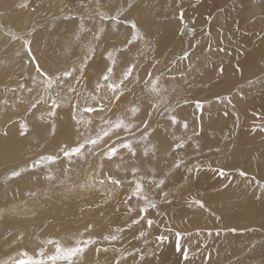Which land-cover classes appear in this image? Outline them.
I'll return each instance as SVG.
<instances>
[{"label": "bare ground", "instance_id": "obj_1", "mask_svg": "<svg viewBox=\"0 0 264 264\" xmlns=\"http://www.w3.org/2000/svg\"><path fill=\"white\" fill-rule=\"evenodd\" d=\"M26 5L27 0H0V26L20 29L23 25L43 24L54 15H59V19L96 12V27H90L92 37H86L76 28L79 25L76 20L55 19L39 28L28 38L31 49L39 56L36 62L21 53H12L21 47L24 39V36L19 39L13 29L8 33L14 41L8 46L0 42V88L5 87L0 89V180H3L0 181V264L5 261L10 264L12 259L18 260V264L19 261L114 264L116 260L120 264H186L182 252L176 250L180 248L178 243L184 249L190 248V251L186 249L187 264H264V191L254 195L261 193L263 198L257 196L259 199L252 202L250 209L240 211L243 203L238 207V214L223 216V226L221 220L206 221L213 217L206 212V207L213 210L217 207L211 206L213 203L224 202L232 179L240 188L234 196L246 197L245 184L234 178V172L229 169L240 165L248 172L256 171L264 181V168L259 170L257 165V162L264 163V137L261 138L264 93L243 96V92L252 88L264 87V78L254 87L245 85L232 99L227 97L236 84L264 72V12L252 17L255 22L250 25L249 37L246 36L249 28L245 25L250 19L245 7L254 12L264 8V3L256 0H30L28 11L23 12ZM197 13L199 27L193 35V22L190 23L196 20ZM130 15L134 23L138 21L139 29L129 21L136 29L135 35L129 29L125 32L126 28L119 22ZM224 22L238 24L239 49L224 48L228 40L223 31ZM153 26L157 32L152 31V37L143 38L141 28L147 33L146 29ZM184 28L195 37H186ZM130 35L137 40L122 47L129 42ZM208 36L219 45L208 47ZM255 36L261 45L253 43ZM109 44L113 45L109 47ZM132 45L137 48L131 49ZM255 50L260 57L258 65L252 61ZM184 51H191L187 59L182 58ZM109 52L113 63L103 57V53L107 56ZM225 54L232 57L227 60ZM129 65L135 67L121 84ZM109 66L112 71L109 81H103L100 75ZM58 71L62 76L55 81L56 77L51 76ZM157 73L162 75L158 81V76H152ZM47 81L55 82L46 88ZM98 83L105 84L99 93L96 92ZM108 83L123 85L119 100L114 98L119 92L112 93ZM162 84L170 88L167 97H162ZM182 89L188 92L182 95ZM92 95L100 96L101 100H92ZM225 97L228 98L226 107L221 101ZM243 99L246 100L243 102ZM238 100L242 101L239 105L235 104ZM53 101L60 107L50 117ZM198 101L203 102L200 117ZM100 104L104 105L102 112L83 111L88 106L99 109ZM132 106L140 108L134 116L130 112ZM74 110L75 120L72 119ZM235 112L242 119L235 121ZM169 116L181 123L173 125ZM117 119H124L134 127L113 132L95 148L86 146L84 155L74 156L71 163L64 158L61 147H75L85 137L95 138L102 127H108L105 121ZM183 121H187L186 127L182 126ZM240 121L247 128L238 132ZM145 124L149 128L146 133ZM21 125H27V130L22 132ZM148 133L146 141L140 139ZM127 140L133 143L134 156L121 149L112 163L103 157L108 145H120ZM238 140L240 144L235 143ZM181 141L186 143L173 151V145ZM247 146L245 153L251 151L255 159L244 162L241 152ZM237 155L240 161L233 160ZM45 156L58 159L54 164L41 160L44 166L32 167ZM180 160L183 163L174 167ZM132 168L138 169L135 175ZM217 168L230 173L220 176ZM24 169L19 176L11 177L13 171ZM49 175L53 179H47ZM109 177L120 180L121 184L110 183ZM139 177H143L140 181L143 190L133 196L132 190L138 188L133 181ZM160 179L165 180L161 187L156 183ZM164 192L168 195L163 196ZM145 198L156 205L149 204L146 214L140 211L145 206ZM136 219L140 222L132 223ZM149 220L153 221L151 226ZM194 222L196 227L221 231L213 237L207 230L199 233L204 236L199 240L208 244L206 247L203 243V250L198 249L202 244L195 239L198 233L186 235ZM238 227L246 231L230 232L231 228ZM252 228L254 232L249 233L247 230ZM141 232L145 235L140 236ZM177 232L182 234L181 238ZM112 235L118 238L104 239ZM89 238L96 243L88 245L82 256L67 250L77 246V240ZM170 241L178 246H174L175 251L168 244ZM57 244L65 250L61 251ZM210 250L213 252L208 254Z\"/></svg>", "mask_w": 264, "mask_h": 264}, {"label": "rangeland", "instance_id": "obj_2", "mask_svg": "<svg viewBox=\"0 0 264 264\" xmlns=\"http://www.w3.org/2000/svg\"><path fill=\"white\" fill-rule=\"evenodd\" d=\"M257 2H261V3H264V0H256ZM29 3H30V0H27V5L26 6H24L23 8H22V10H23V12H26V11H28V5H29ZM245 9L247 10V15H249L250 16V19L246 22V28H249V30L246 32V36L247 37H249V35H248V33H249V31H250V25L253 23V21H254V19L255 18H252L253 16H256V15H258V14H260V13H263L264 12V8L262 7L261 9H258V10H255L254 12H251L250 11V7H245ZM59 15H54V16H52L50 19H48V18H46L45 19V21L46 22H44L43 24H36V25H34V26H31V27H29L28 25H23L20 29H14V28H12V27H7L6 25H1L0 26V42H5L6 43V46H8L9 45V43H12L14 40L12 39V37L10 36V34L8 33V31H9V29H13L12 30V32H14V33H16V34H19V37L21 36L22 38H23V36H24V39H23V41L21 42V47L20 48H17V49H15L12 53H14V54H18V53H21L23 56H25L28 60H31V61H34V62H36V60H37V58H39V56L37 55V52L36 53H34L33 52V50L31 49V51H29L28 50V48H29V43H30V40L28 39L29 37H30V34L31 35H34V34H36L37 33V30H39V28L40 29H43L44 27L43 26H45V25H47L48 23H50V22H52V21H54L55 19H58L57 17H58ZM97 16V14H96V12H94V13H88V12H86V13H79V14H75V15H70V16H68V17H71L70 19H64V17L65 16H63V17H60L58 20L59 21H64V22H66V21H70V20H72V21H77L78 23H79V25L77 24L76 25V28H78V29H80L82 32L81 33H84L83 35H86V37L88 36V37H92V32H91V29H92V27H91V25H93V27H96V22H94L95 20H94V18ZM199 17H200V14L199 13H197V15H196V20H191V23L190 24H192V22H193V24H192V33L191 34H193V35H196L195 34V31H196V29L199 27L198 25H199ZM61 19V20H60ZM132 19V15H130V17H127V18H121L120 20H119V22L122 24V25H124L123 27H125L126 28V30H125V32L127 31H129L130 30V34H134L135 35V30L138 28L139 29V27H138V25H137V23L136 22H138V21H136L135 23H134V21L133 20H131ZM111 20V19H110ZM109 20V21H110ZM124 20V21H123ZM126 20H128V22H126ZM107 21V20H106ZM129 21H131L132 22V24H133V26L134 25H136V29L134 30V28H132V25L129 23ZM84 24H83V23ZM255 22V21H254ZM81 24H83V26L81 25ZM75 25V24H74ZM27 26V27H26ZM78 26V27H77ZM86 26V27H85ZM131 26V27H130ZM157 26V28L159 29V26L158 25H156ZM156 26H153L152 28H150V29H146L147 30V33L145 32V30L143 29V28H141V32H142V34H143V38L144 37H152V34H151V32L152 31H154V32H157L156 30H158L157 28H155ZM193 26H195V27H193ZM197 26V27H196ZM6 27H7V29H6ZM24 27V28H23ZM43 27V28H42ZM50 27V26H49ZM90 27H91V29H90ZM82 28V29H81ZM87 28V29H86ZM4 31H3V30ZM53 29V28H52ZM52 29H51V31H52ZM95 29V28H94ZM129 29V30H128ZM186 28H184V30H185ZM189 29H190V27H189ZM189 29H187V30H189ZM195 29V30H194ZM237 29H238V24L235 22V23H228V22H224V24H223V31H224V34L227 36V42L225 43V45H224V48H227L228 46H232L231 48H237V49H239V46H238V44H240V42H239V39L237 38V36H236V33H237ZM15 30V31H14ZM90 30V31H89ZM144 30V31H143ZM7 31V32H6ZM86 31V32H85ZM88 31V32H87ZM138 31V30H137ZM186 31V30H185ZM190 31V30H189ZM50 31H48V33H49ZM186 34H185V36L186 37H188L189 35H191V34H188L187 33V31L185 32ZM129 36V42L127 41L125 44H123V46L122 47H124V46H126V45H128V43L129 44H131V43H133V42H131V41H135V40H137V39H135V38H131V37H136V36ZM93 36H94V31H93ZM192 36V35H191ZM18 37V38H19ZM21 37L19 38V39H21ZM193 37H195V36H192V38ZM17 38V39H18ZM27 40H29V41H27ZM207 40H208V42H207V46L208 47H211V46H216V45H219V43H216L215 41H213V39H212V37L211 36H208V38H207ZM27 41V42H26ZM252 41H253V43H255L256 44V46H259V45H261V43H260V41L258 40V37L257 36H255V38H253L252 39ZM111 45H113V44H109L108 46L109 47H111ZM244 45H245V47H246V50H249L250 49V46H248L247 44H246V42L244 41ZM108 46H105V49L108 47ZM130 46V45H129ZM133 47H131V49H133L134 47L135 48H137L136 46H134V45H132ZM108 49V48H107ZM107 51V50H106ZM190 52V53H189ZM104 53H105V50H104ZM104 53H103V57H105L106 58V56L104 55ZM107 53V52H106ZM185 54H191V51H184L183 53H182V57L185 55ZM20 55V54H19ZM18 55V56H19ZM188 55V56H189ZM18 56H15V57H18ZM232 56L231 55H227V54H225V58L228 60V59H230ZM259 55L257 54V52H256V50H255V53L252 55V61H253V63H254V65H258V63H259ZM156 60V61H155ZM158 61V59H154V63L156 64V62ZM191 65V64H190ZM71 72H72V70H70ZM104 72L106 71L105 69L103 70ZM149 71H151V70H149ZM100 72V71H99ZM152 72L153 73H155L156 72V70H152ZM61 72L60 71H58V72H56L55 74H53V73H51V74H53V76H51V77H56V79H55V81L56 80H58L59 78H61V76H62V74H60ZM100 73H102L103 74V72H100ZM110 73H112V71L110 72ZM51 74H49V76L51 75ZM58 74V75H57ZM105 74V73H104ZM103 74V75H104ZM160 73H157V74H153L152 76H158L157 77V80L156 81H158V79L160 78V76H162L161 74L159 75ZM61 75V76H60ZM65 75V74H64ZM100 75V74H99ZM103 75H100V77H103ZM111 75V74H110ZM50 77V78H51ZM150 78H151V76H150ZM150 78H147L148 79V81L150 80ZM264 78V72H262V73H260V74H258V75H256V76H254V77H251V78H247V79H245L243 82H240V83H238V84H236L235 85V87L232 89L233 90V92L232 93H230L227 97L229 98V99H232L233 98V94H237V93H239L240 91H242L243 89H244V86L245 85H247V84H253V86L252 87H254V85H255V83H257L258 81H260L261 79H263ZM47 80V79H46ZM55 81H53L52 83H49V81H47V83H46V88H50V86H52V84H54V82ZM148 81L146 80V85H147V90H149V88H148ZM123 86V85H122ZM122 86H121V88H122ZM162 86H163V94H162V97H167V96H169V93H170V88H167V85H163L162 84ZM5 87H1L0 89H4ZM9 89H13V87H9ZM165 89V90H164ZM167 89V90H166ZM241 89V90H240ZM22 90H24V89H22ZM1 91V90H0ZM5 91V90H4ZM151 91H154V90H151ZM166 91V92H165ZM186 92H188L187 90H185V89H182V95H184ZM258 93H264V87H262V86H260L259 88H258V86L257 87H255V88H252V89H250V90H248L247 92H243V96H246V95H255V94H258ZM232 94V95H231ZM157 96H158V94H155V98H157ZM221 97H223V96H221ZM227 97H225V99L224 100H221L222 101V104H223V106H228V99H227ZM244 98H247V97H244ZM246 99H243V102L245 101ZM239 101L240 100H238V101H235V104H237V105H239ZM242 101H240V103H241ZM232 105H233V109H234V111H235V108H234V104L232 103ZM222 106V107H223ZM165 109H167V107H165ZM164 109V113L166 112V110ZM200 115H201V112H199L198 113V117H200ZM235 115H236V119L237 120H235V121H239L240 120V118L242 119V117L240 116V114L238 113V112H235ZM238 117V118H237ZM240 117V118H239ZM239 119V120H238ZM241 125V126H240ZM239 126V128L238 129H240V130H238V132H241V131H243L245 128H247L245 125H244V122L243 121H240V124L238 125ZM243 127H245V128H243ZM241 128H242V130H241ZM146 129H148L149 130V128H145L143 131H144V133H146L145 132V130ZM148 132V131H147ZM264 137V135H262V137L261 138H263ZM236 144H240V140H238L237 142H235ZM261 145H263V144H261ZM249 147L247 146V148L243 151V152H241V160L242 161H244V162H248V160L249 159H255V156L252 154V152L250 151L249 152V150H248V152L250 153V154H247V153H245V151L248 149ZM176 150H177V148H176ZM106 160L108 161V162H110V163H112V162H114V161H116L115 159H114V157L112 158V160H108L107 158H106ZM234 161H240L239 159H238V155L233 159ZM257 165L259 166V170L260 169H262V168H264V163H260V162H257ZM222 168V167H221ZM217 169H219V168H217ZM216 169V170H217ZM215 170V169H214ZM224 170V169H223ZM229 171H233L234 172V175L236 176H234V178H237V179H241L242 181H243V183L245 184V186H246V190H245V195H246V197H244V196H238V197H235L234 196V193L235 192H237V190L238 189H240L239 188V186H238V183L236 182V180H231V181H233V182H231L230 181V183H231V185L229 184L228 185V187H229V189H228V193H229V195L228 196H226L225 197V200H224V202L221 204V205H219L218 204V202L215 204V203H213V205H211V206H216L217 205V207L215 208V209H213V210H209L208 209V207H206L207 208V210L208 211H206L208 214H210L211 216H213L212 218H208L206 221H209L210 219H215V220H218V221H220V223H221V225L223 226V219H222V217L224 216V217H229V215H236V214H238V207L239 206H241L243 203V206L241 207V209H240V211H244V210H247V209H250L251 208V204H252V202L254 201V200H257V199H259V197H261L262 195H257V196H259V197H257V196H255L254 197V195L257 193V192H261L260 190H261V188H260V185H262V184H264V181H263V179H262V177L256 172V171H254V172H248V171H246L242 166H240V165H236V166H234L232 169H229ZM225 172L227 173L226 175H229V173L230 172H227V170H225ZM241 173H245L246 175H242ZM221 176V175H220ZM225 175H223V177H224ZM233 177V176H232ZM214 181H216L215 179H213ZM0 181H3V180H0ZM227 182V181H226ZM235 185V186H234ZM239 197H243V199L242 198H239ZM254 197V198H253ZM261 198H263V197H261ZM260 198V199H261ZM219 205V206H218ZM208 206V205H207ZM217 217H219V219H217ZM189 228V227H188ZM222 228H224V229H226L225 227H222ZM229 229V228H228ZM232 229V228H231ZM235 229H239L238 231H235L234 232V234L236 233V234H240V233H244L245 231L241 228V227H238V228H235ZM172 230H174V229H171V231ZM202 230V231H201ZM203 230H207V231H210V232H208V233H211L209 236L210 237H213V236H215L216 234H218V232H221V231H219L218 230V228H209V227H201V226H199V227H196V225H195V222L194 223H192L191 224V227H190V230H189V232H186V235H190V234H192V235H197V233H198V235L196 236L197 238H195L196 240H199L202 236L201 235H199V233L201 232H204ZM213 230H216V233L214 234L213 233ZM255 230V229H254ZM254 230H253V228H252V230L250 229V230H247L249 233H251V232H254ZM224 231V233H226L225 232V230H222V232ZM242 231V232H241ZM244 231V232H243ZM194 232V233H193ZM196 232V233H195ZM231 232V231H230ZM233 232V231H232ZM262 232L264 233V229L262 230ZM172 235V234H171ZM168 236H170V234H168ZM259 237H260V235H259ZM204 238V236L202 237V239ZM258 238V237H257ZM55 241V240H54ZM179 241V240H178ZM199 241H200V243H199ZM199 241H197V243H199V244H202V245H198V249H201V250H203L202 248H204V246L206 245V247H207V243L205 242V241H202V240H199ZM202 241V242H201ZM260 240H258V242H259ZM261 241H262V239H261ZM176 241H174V243H175ZM180 242H181V240H180ZM176 243H178V242H176ZM197 243H196V245H197ZM205 245H204V244ZM168 244H170V246H171V244H172V241H170V242H168ZM173 245V244H172ZM176 244H174L173 246H171V248L173 249V247L175 246ZM177 245H179V247H181L182 245H180L179 243L177 244ZM204 245V246H203ZM201 248H200V247ZM176 247V246H175ZM174 247V251H175V249L178 247H176L175 248ZM244 248H246L247 247V245H244L243 246ZM182 248H183V246H182ZM184 249V248H183ZM186 249L188 250L189 249V251H190V248L189 247H185V253L186 252H188V251H186ZM197 249V248H196ZM196 249H195V251H196ZM176 250H178V249H176ZM213 252V250H210V252L208 253V254H210V253H212ZM176 252H178V251H176ZM180 252V251H179ZM199 251H196V253H198ZM205 255H206V253H205ZM1 260V259H0ZM250 260V259H249ZM51 262H53L54 263V261H51ZM112 263H114V264H116V262H112ZM121 263V262H120Z\"/></svg>", "mask_w": 264, "mask_h": 264}, {"label": "snow or ice", "instance_id": "obj_3", "mask_svg": "<svg viewBox=\"0 0 264 264\" xmlns=\"http://www.w3.org/2000/svg\"><path fill=\"white\" fill-rule=\"evenodd\" d=\"M70 18H71V17H68V16H65V17H64V19H66V20H67V19H70ZM101 18H102V19H106V18H108V17H101ZM28 50L31 51L30 43H29V48H28ZM188 55H189V54H185L182 58H183V59H187V58H188ZM106 59H107L108 61H110V62L113 63L112 58H111V53H110V52L107 54ZM82 67H85V65H83ZM134 67H135V65H129L128 69H127V70L125 71V73L123 74V78H122V80H121V82H120L121 84H122V82H123L124 79H128V78L131 76V72H132V70L134 69ZM223 70H224V69H223V67L221 66L220 69H219V71L222 73ZM110 72H111V66H109L107 72L103 75V77H102V80H103V81H109V74H110ZM65 75L68 76V75H71V73H66ZM107 86H108V89L111 90L112 93L115 94V93L119 92V95H115V96H114L115 99L119 100V99H120V96L123 95V91H122L121 87H119V85L116 84V83H108ZM104 87H105V84H99V83H98V84L96 85V92L99 93L100 90H101L102 88H104ZM70 91H72V90L70 89ZM91 99L94 100V101H100V100H101V97L98 96V95H92V96H91ZM227 99H228V98H227ZM217 100L219 101L220 98L217 97ZM51 107H52L53 110H52L51 112H49L48 115H49L50 117H54V116L56 115V111H55V109L58 108V107H60V104L57 103L56 101H53L52 104H51ZM74 109H75V106H74ZM197 110H198L199 112H202V111H203V102H199V101L197 102ZM83 111H84V112H87V113H94V112H98V111H99V112H102V111H104V105H103V104H100L99 109H97L96 107L88 106V107H85V108L83 109ZM139 111H140V108H139L138 106H132L131 109H130V112H131V114H132L133 116H134L136 113H138ZM72 119H74V120L76 119V113H75V110L73 111ZM169 119L173 121V125H175V123H181V122H180L179 120H177V118L174 117V116H169ZM77 122H79V121H77ZM105 123L108 125V127H106V128H103V127H102V128L100 129V131L97 132L95 138H93V137H91V136H89V137H85L84 140H83L81 143H79L77 146H75V147H71V148H69V147H67V146L61 147L60 151L63 153L64 158H66V159L71 163V162H72V158H73L74 156H83V155H84V152H85V148H86V146H87V147H88V146H91V148H95V147L99 146L101 143H103V142H104V139H105L106 137L112 135L113 132H116V131H118V130H120V129L130 130L132 127H134V125H131V124L125 123L124 119H117L115 122H113L112 120H107V121H105ZM186 125H187V121H183V122H182V126H183V127H186ZM146 127H147V125L145 124V128H146ZM257 127H259V125H257ZM21 129H22V132L25 131V130H27V125H21ZM254 130H255V129H254ZM261 130H264V128H262ZM54 131H55V125H53V132H54ZM148 135H150V133L146 134L145 136H142L140 139L146 141L147 138H148ZM196 135H197V136L199 135V132H198V131L196 132ZM184 143H186V142H185V141H181V143H180L179 145L174 144V145H173V151H175L177 147H183V144H184ZM197 147H198V145H197ZM121 149H125V150H127V151H128L129 153H131L133 156L135 155V148H134V146H133V143H132L131 141H128V140H127V141L121 143L120 145H115V144H113V145H108L107 148H106V150H105L104 153H103V157H104V158H107L108 160H112V158L115 157V156L119 153V151H120ZM89 150H91V149H89ZM145 154H147V150L145 151ZM57 159H58V158H57V157H54V156H45V157L40 158V160L35 161V162L33 163L32 167L35 168V167H41V166H44V165L41 163V160H48L49 164H54V163L56 162ZM182 163H183V160H180V161H178L177 164L174 165V167L177 168V167H179ZM209 167H210V166H209ZM196 168H197V172H199L200 166L197 165ZM22 171H25V169H24V170L13 171V172L11 173V177H17V176H19V175L21 174ZM189 171H191V169H189ZM216 171L218 172V175H221V176L227 174L223 169H218V170H216ZM132 172H133V174L135 175V173L138 172V169H137V168H132ZM241 174H242V175H246L245 173H241ZM47 179L51 180V179H53V177H52L51 175H49V176L47 177ZM108 179H109L110 183L115 184V185H117V186H119V185L121 184V181L118 180V179H116V178H114V177H109ZM142 179H143V177H139V178L134 179L133 183H134L136 186H138V188H137V187H134V189L132 190V195H133V196L137 195L138 190H139L140 192H142V190H143V185H142L141 182H140ZM100 183L103 184V181H100ZM156 183H157V186L161 187V186L164 185L165 180H164V179H160L159 181H156ZM260 188H261L262 191H264V184L260 185ZM162 195H163V196H167L168 193H167V192H164V193H162ZM144 200H145V206H144V207H141V208H140V211H141L142 213H145V214H146V213H147V209H148V205H149V204H151L152 207H156V205H155V202H154V201H150V200H148L147 198H145ZM195 203L198 204L200 207H203V206H204L203 203L200 202V201H195ZM129 211H133V209H130ZM217 219H219V217H217ZM139 222H140V220H139V219H136V220H134L132 223L135 224V223H139ZM152 223H153V221H151V220L148 221L149 226H151ZM118 231H121V230H118ZM230 231L235 232L236 229L233 228V229H230ZM176 234H177V236H179V237L181 238V236H182L181 233L177 232ZM209 234H211V233H209ZM144 235H145L144 232H141V233H140V236H144ZM117 238H118V237H117L116 235L105 236V237H104L105 240H109V241H114V240H116ZM160 239H163V237H160ZM76 243H77V246H75V247H71V248H67V250H68V251H75L77 255L82 256L83 253L87 250V246H88V245L95 244L96 241H95L94 239L89 238V239L86 240V241L77 240ZM57 246H58V248H59L61 251L65 250V249L62 248L59 244H57ZM97 251H99V249H97ZM104 251H107V249H104ZM178 251L182 252V255H183V257H184V259H185V261H186V264H187V261L189 260V254H186V253L184 252V249H182L181 247L178 248ZM140 259L143 260L144 257L141 256ZM3 264H9V262H8V261H5V262H3ZM10 264H18V260H16V259H12V260L10 261ZM19 264H31V262L19 261ZM116 264H120V260H116Z\"/></svg>", "mask_w": 264, "mask_h": 264}]
</instances>
